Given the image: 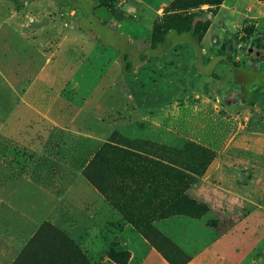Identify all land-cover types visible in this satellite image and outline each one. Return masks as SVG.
I'll return each mask as SVG.
<instances>
[{
	"label": "rangeland",
	"instance_id": "374dc122",
	"mask_svg": "<svg viewBox=\"0 0 264 264\" xmlns=\"http://www.w3.org/2000/svg\"><path fill=\"white\" fill-rule=\"evenodd\" d=\"M112 1V10L100 8L107 12L102 20L117 31L133 26L137 18L128 0ZM0 3L26 9L32 30L41 31V57L47 55L46 61H38L41 65L59 61L54 73L62 76L72 99L62 104L63 134L70 126L66 121H77V108L88 105L86 112L95 122L85 130L97 137L78 177L63 173L52 181L25 173L0 175V231L21 240L28 225L30 234L11 263L13 257L0 249V264H264V105L260 97L242 104L229 65L220 64L214 77L198 75L192 51L182 45L123 76L114 50L103 49L97 36L78 27L83 13L71 3ZM152 6L159 21L167 15H198L204 22L206 56L231 41L227 52L233 60L264 69V0H155ZM150 39L151 33L141 35L139 49ZM106 143L147 154L139 153L151 165L138 162L145 185L133 191L139 172L134 171L135 180L124 181V163L103 151L89 172L105 178L110 199L93 186L84 170ZM194 145L212 155L197 178ZM160 165L166 166L165 185L184 192L202 214L182 212L179 205L171 209V201L147 191L156 187L153 177ZM60 233L75 242L79 254L66 249ZM158 238L165 243L156 244ZM111 251L123 261L114 260Z\"/></svg>",
	"mask_w": 264,
	"mask_h": 264
},
{
	"label": "crops",
	"instance_id": "0c3cea01",
	"mask_svg": "<svg viewBox=\"0 0 264 264\" xmlns=\"http://www.w3.org/2000/svg\"><path fill=\"white\" fill-rule=\"evenodd\" d=\"M149 1L128 0L129 10L137 22L119 32L134 35L137 42L141 35L151 33L158 11L152 6L155 0ZM99 9L98 16L105 17L107 12ZM37 32L32 30L26 9L9 8L0 3V175L25 173L32 177L48 176L52 181L53 177L63 173L78 177L97 138L93 130L90 133L85 129L95 121L86 112L90 106L81 105L82 109L77 108L74 112L77 121H66L70 126L67 134H63L62 119L66 114L62 113V104L72 102L71 94L64 90L62 76L54 73L58 59L40 64L43 59L46 61L47 55L44 53L41 57L40 44L44 37L39 29ZM95 45L100 46L99 43ZM79 120L85 123L81 124ZM80 126L82 131L78 130ZM73 143H81L82 147L68 146ZM31 154L35 155L32 162ZM28 228V225L24 226L21 240L0 231V249L5 256L13 257L10 263L30 238ZM22 240L21 245L19 241Z\"/></svg>",
	"mask_w": 264,
	"mask_h": 264
},
{
	"label": "trees",
	"instance_id": "16d2710c",
	"mask_svg": "<svg viewBox=\"0 0 264 264\" xmlns=\"http://www.w3.org/2000/svg\"><path fill=\"white\" fill-rule=\"evenodd\" d=\"M58 3L69 2L74 7H76L83 15H81L78 21V27L82 30L88 31L93 36H97L100 40L101 47H110L114 50L120 65L121 74L123 76L133 74L137 68H139L148 59H162L166 53L176 49L180 45H187L192 51V65L196 74L207 77H214L216 74L217 67L224 63L229 65L234 74V79L236 84L240 86L241 89V102L244 105H251L253 99L260 97L264 105V69H260L257 66L247 67L241 65L231 57V54L227 52V48L231 49V41H226L223 43L219 51L212 57H207L203 53V27L204 22L198 18V15L192 14L186 15H167L163 17L162 20L157 18L153 21L151 27V39L150 43L143 49H139L137 39L130 37L126 33H122L113 28L107 21L102 20L95 12L98 8H109L113 9L112 0H55ZM113 14L116 15V9L113 10ZM261 46L264 47V38L261 39ZM194 149L197 153V158L195 160L194 174L195 177H200L204 170L206 162L212 158V155L208 154V151L204 150L200 146L194 145ZM143 148V147H141ZM103 151H111L112 156L118 159V162H123L124 173L121 174V178L124 181L135 180L133 173L134 171L139 172V180L135 181V190L141 187L142 183L145 185V174L138 169V162L147 167L149 164L146 157L140 156L147 155L144 154L143 150H134L132 147L125 145V149H120L112 146L111 144H105L101 148L90 162V164L85 168L84 174L87 179L95 186V188L108 199L109 194L107 193V183L105 178L101 176H94L89 172V167L95 161L99 160ZM140 153V154H139ZM211 154V153H210ZM209 155V157H208ZM208 157V159H207ZM131 162V165L129 164ZM157 165V163H156ZM133 166V167H132ZM156 168V166H151V168ZM158 177H153V183L155 188H147L150 193H157L161 199H167L171 201V209H175L177 205L181 206L182 212H188L192 215L199 216L202 214L200 206L196 205L191 201L184 192H180L175 189V186L165 185L167 170L165 165H160ZM142 169L144 167L142 166ZM175 181V178H173ZM189 184L192 182V177L189 178ZM142 181V182H141ZM188 187V184L185 186ZM133 191L131 193H133ZM149 192H143L144 196H149ZM147 228V227H143ZM145 230V229H143ZM149 231L154 232L153 227H148ZM154 232V237L156 236ZM60 239L66 249L73 254H79L80 250L73 240L68 239L64 234H59ZM154 237L152 238L154 242ZM165 243L166 239L158 238L156 239L159 243ZM112 252V251H111ZM111 257L114 260L123 261L122 257L116 255L112 252ZM167 258H170L165 254Z\"/></svg>",
	"mask_w": 264,
	"mask_h": 264
}]
</instances>
